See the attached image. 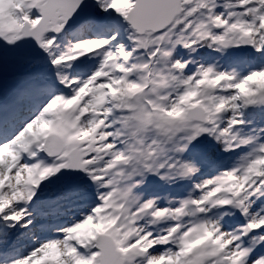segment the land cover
<instances>
[{
	"label": "snow or ice",
	"instance_id": "snow-or-ice-1",
	"mask_svg": "<svg viewBox=\"0 0 264 264\" xmlns=\"http://www.w3.org/2000/svg\"><path fill=\"white\" fill-rule=\"evenodd\" d=\"M0 264H264V0H0Z\"/></svg>",
	"mask_w": 264,
	"mask_h": 264
}]
</instances>
